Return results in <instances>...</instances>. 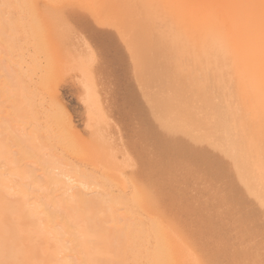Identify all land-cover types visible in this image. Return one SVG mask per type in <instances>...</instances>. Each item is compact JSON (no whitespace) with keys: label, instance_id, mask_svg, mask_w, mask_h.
Returning a JSON list of instances; mask_svg holds the SVG:
<instances>
[{"label":"bare ground","instance_id":"obj_1","mask_svg":"<svg viewBox=\"0 0 264 264\" xmlns=\"http://www.w3.org/2000/svg\"><path fill=\"white\" fill-rule=\"evenodd\" d=\"M229 2L91 0L134 7L74 12L107 53L93 67L73 34L79 66L64 67H75L87 128L110 160L104 172L74 161H87L85 148L67 136L60 107L37 91L53 71L45 21L32 0H0V264L264 262L259 28L245 38L224 9L165 7ZM132 167L195 248L170 236L145 195L125 191Z\"/></svg>","mask_w":264,"mask_h":264},{"label":"rangeland","instance_id":"obj_2","mask_svg":"<svg viewBox=\"0 0 264 264\" xmlns=\"http://www.w3.org/2000/svg\"><path fill=\"white\" fill-rule=\"evenodd\" d=\"M62 1H66V3L72 2V3H77V4H80V2H81L82 5H85V3L82 0L81 1L80 0H78V1H76V0H70V1L69 0H62ZM90 1L91 0H89L88 4H90ZM53 2H55V1H53ZM53 2L50 0H32V7L35 10L37 16L41 20L45 21L47 26H48V24L50 25L51 30L46 29V24L44 23L45 31L43 33H44V37L47 38V40L49 42H51V44H52L51 47H52V50L54 53L53 54L54 61L52 64V70L53 71H51L46 76L45 88L44 89H37V91L42 92V93H46L47 96L50 98V100L52 98V100H53L52 103H54V105L49 104V105H51V107L55 106L52 109L57 111V109L59 107L61 108V109L59 108V110H61V111L58 110L57 112L58 113L61 112L59 114H60V117L62 119V122H63L62 124H63V127L65 129L67 136L69 138L75 140L77 145L82 146L81 149H83V147L85 148L87 156L85 155L86 157H84V158H86L87 161L82 162L81 160H78V159L74 160L76 163H78L79 167L85 168V169L87 167L88 170H91L93 168V164H94V165H97L98 167H100L101 169H103V171L105 172L106 170H108L109 163H110V160L108 159V154H106L105 150L101 149V147H100V142H98L101 140L100 137H96L95 135H91L89 129L87 128L88 127L87 126V124H88L87 123V121H88L87 115L88 114H86V112H85V108H84L85 103L83 101H80V99L78 98V93L76 91L77 85L79 82H78V77L76 75L75 67L79 66V59H78V56L76 55L77 53L74 51V46H73V43H74L73 34L74 33L69 28H67L65 26V24L62 22V19H61V14H62L61 11L62 10L60 11V9H58L59 7L58 8L55 7L53 5ZM88 4L86 3V5H88ZM85 9H87V11H89L88 8H85ZM82 10L84 11V8L79 9L77 11H78V13H83ZM77 11H75L76 14H77ZM54 13L56 15H54ZM53 15H54V17H53ZM57 15H59L60 18L59 17L57 18ZM55 17H56V19H55ZM58 19H59V21H58ZM51 24L53 25V27ZM52 28H53V30H52ZM69 31H70V33H69ZM65 34H66V36H65ZM72 60H73V62H72ZM75 63H77V64H75ZM68 64H70L71 66L76 65L75 67H73L74 69L72 68L73 70H71L70 73L65 70V69H67V66H69ZM4 65L5 64H3L2 66H4ZM61 67L63 68L62 73H60V71H58V70H60ZM64 67H65V69H64ZM51 101H49V102L51 103ZM55 103L59 107L57 105H55ZM0 119H1V115H0ZM13 150L16 151V148H14ZM77 154L81 155L80 153H77ZM90 161L92 162V164ZM30 166L29 167L27 166L28 170L32 169V167H30ZM34 168L38 169L36 167H34ZM134 168L132 167L133 170H134ZM101 179H102V176H101ZM132 182L134 183V185ZM108 183L112 186V190H115V193L118 192V187L113 182L112 179H109ZM147 184L148 183H146V181L142 177H140V175L137 173L136 168H135L134 171L130 172L129 174L127 173V177L125 180V187H126L125 191L126 192L128 191L127 193L129 194V193H131V191H133L136 188V190H137L136 192H138L139 195H141V197H144V195H145V197L143 199L147 202L148 207L150 206V209L152 206L151 211H153V214L155 213L154 216H156V218L159 220L162 219L160 221L165 225V229L168 231L170 236H172L176 242L178 241L177 242L178 244L184 243L183 244L184 247H187V243H188V247L190 246L191 249L195 248V246H193V244L196 245V243L194 242L192 237L188 234L187 230L184 228L182 223L179 222V220H177V218H175L176 216L173 213L168 211V209L166 208V206L163 205V202L161 200L155 198L153 192L151 194L152 190H150V188L147 186ZM128 185H129V187H127ZM18 198H15V199H18ZM153 199H155V200H153ZM151 200L155 203L157 208L153 205ZM151 203H152V205H149ZM157 209H158V212H157ZM159 210H160V212H159ZM164 210L166 211V213L164 212ZM185 233H187L189 236H187V234H185Z\"/></svg>","mask_w":264,"mask_h":264},{"label":"snow or ice","instance_id":"obj_3","mask_svg":"<svg viewBox=\"0 0 264 264\" xmlns=\"http://www.w3.org/2000/svg\"><path fill=\"white\" fill-rule=\"evenodd\" d=\"M57 7L62 10L61 19L65 26L69 28L77 36V38L81 39L85 43V46L92 58V66L98 67L102 65L107 58V53L104 49L103 43L96 40L94 36L88 32L86 25L78 22L74 18V12L83 8L123 10L134 6L120 3L82 5L69 2L57 5ZM165 7H210L224 9L234 21L236 26L240 29L245 38H251L258 27L262 48H264V0H258V2L257 0H232V2L218 5H167ZM88 14L93 15L91 12ZM234 210L237 213H243L245 208L243 205H237ZM260 214L262 220H264V200L261 201ZM262 229H264V224H262ZM262 264H264V262H262Z\"/></svg>","mask_w":264,"mask_h":264}]
</instances>
